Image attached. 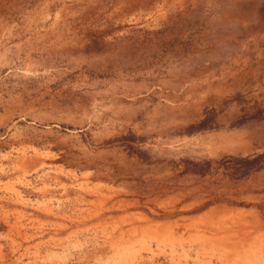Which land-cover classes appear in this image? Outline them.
I'll use <instances>...</instances> for the list:
<instances>
[{"label":"rangeland","instance_id":"1","mask_svg":"<svg viewBox=\"0 0 264 264\" xmlns=\"http://www.w3.org/2000/svg\"><path fill=\"white\" fill-rule=\"evenodd\" d=\"M0 264H264V0H0Z\"/></svg>","mask_w":264,"mask_h":264}]
</instances>
